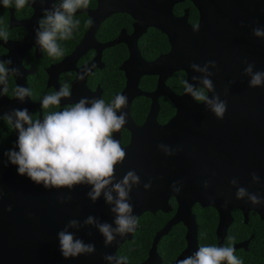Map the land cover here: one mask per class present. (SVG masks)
Listing matches in <instances>:
<instances>
[{
  "label": "water",
  "instance_id": "obj_1",
  "mask_svg": "<svg viewBox=\"0 0 264 264\" xmlns=\"http://www.w3.org/2000/svg\"><path fill=\"white\" fill-rule=\"evenodd\" d=\"M183 1L100 0V7L95 11L100 18L118 10L137 11L144 30L146 26H156L171 36L175 33V47L168 56L152 63L144 62L137 73L132 72L131 88L135 94L139 78L143 74L158 73V66L166 58H175V71L184 70L189 83L196 87L201 84L192 77H203L206 73L196 71L191 64L203 68L212 60L216 66L209 64L208 72L212 73L209 79L215 93L209 95L218 94L221 100L227 101L225 116L218 119L206 104L195 101L190 94H175L177 111L168 124L159 125L155 119H149L141 128H132L133 141L123 147L127 156L116 166L113 181L119 182L131 170L140 177V183L133 184L129 193L132 215L137 218L147 211H168L172 197L178 203L175 216L156 235L151 257L160 237L176 223L184 222L190 229H196L192 212L196 203L219 211L220 235L225 234L234 208L243 209L246 214L255 210L264 219V202L253 205L246 202L247 197L243 200L236 197L237 188L245 187L264 199V86L250 87V77L244 73L245 60L254 63V71H264V37L253 34L256 27L264 29V0H190L200 12L199 31L189 25L185 14L175 16L173 32L169 26L173 5ZM14 21L13 15L12 25ZM200 44L205 56L203 52L199 58L194 45ZM14 109L15 101L0 95V116ZM160 144L169 147L173 154L167 155ZM17 168L10 162L0 179L3 194L0 264H117L116 260L107 261L104 256H118L117 250L132 239L133 232L125 236L116 234L113 243L105 246V238L96 224L84 223L92 216L97 223L117 227L116 214L111 211L114 204L106 202L103 192L93 202L88 196L90 185H77L71 190L49 189L27 175H20ZM253 172L259 175V183L253 181ZM234 178L238 180L236 186L231 184ZM174 182L181 188L179 193L172 188ZM149 183L151 187L146 189L144 185ZM110 190L111 185L104 191ZM112 194L117 196L115 191ZM60 197L64 198L63 203ZM226 201L227 207H224ZM9 205L11 211H8ZM70 220H77L78 224L68 227L67 231L86 244H94L95 253L64 258L58 233L65 230ZM237 247L240 245L234 248Z\"/></svg>",
  "mask_w": 264,
  "mask_h": 264
},
{
  "label": "flooded vegetation",
  "instance_id": "obj_2",
  "mask_svg": "<svg viewBox=\"0 0 264 264\" xmlns=\"http://www.w3.org/2000/svg\"><path fill=\"white\" fill-rule=\"evenodd\" d=\"M60 3L62 0H44L43 3L40 0L31 3L30 0L20 10L14 6L0 9V20L8 26L9 33L6 42L0 39V60H11L12 64L8 67L18 68L22 73L9 74L8 93L3 96L14 100L16 109L27 108L33 120H42L45 114L61 111L65 106L79 102L81 98H103L106 103H111L117 95H125L126 106L117 114L126 113L127 123L120 132L114 133V138H118L122 147L129 146L133 141L132 128H141L149 119H155L159 125L168 124L177 111L175 94H184L182 81L188 80V74L184 70L175 71V58L163 60L158 66V73L143 74L137 83L138 93L135 94L131 83L132 72L137 73L136 70L139 71L144 62H155L173 51L175 33L171 36L156 26H146L144 30L137 18V11L133 13L118 10L100 18L95 11L101 2L91 0L86 10H78L76 13L74 18L80 20V25L74 30L72 38L58 40L64 55L52 58L36 43V29L39 28L38 21L44 16L45 10L54 11ZM172 12L173 19H169V26L173 32L175 16L187 14L189 25L195 27L200 24V12L190 0L174 4ZM194 46L198 51L196 55L200 58L204 52L203 45ZM81 75L83 79H80ZM136 78L134 75V79ZM63 84L69 86L71 97L62 98L58 108L43 109V97L59 90ZM17 85L29 88L31 96L24 101L15 98ZM3 87L0 85V90ZM14 131L17 141V131ZM170 205L171 209L168 211H147L137 217V229L133 232L132 239L125 243L132 247L135 239L143 241L147 235L146 224L155 229L151 233L147 254L143 258H129L131 261H127V264H177L178 260L194 254L200 246L205 245H240L235 249V254L243 253L246 263L264 264V219L257 211L250 210L246 214L243 209L234 208L225 234L220 235L219 211L215 207H203L199 203L192 208L196 229H190L184 222L176 223L160 237L154 256L151 257L156 235L177 213L178 203L174 197L170 199ZM174 246L173 252L163 250H170Z\"/></svg>",
  "mask_w": 264,
  "mask_h": 264
},
{
  "label": "clouds",
  "instance_id": "obj_3",
  "mask_svg": "<svg viewBox=\"0 0 264 264\" xmlns=\"http://www.w3.org/2000/svg\"><path fill=\"white\" fill-rule=\"evenodd\" d=\"M41 3L44 0H40ZM91 0H62L54 11L45 10L44 16L38 21L39 28L36 29V43L44 53L52 58H60L64 55V50L58 40H69L73 36L74 30L80 25V20L75 19L78 10H86ZM30 3V0H2L5 8L15 7L17 10L23 9ZM35 3V0H31ZM200 26H195L194 30L199 31ZM256 37H264V29L256 27L253 29ZM0 39L5 42L9 39L8 26L0 20ZM244 73L250 77L249 86H264V71H254V63H248ZM11 60H0V85L4 87L0 90V95L8 93L9 74L22 75L18 68H10ZM216 66V61H208L203 68L192 63L191 68L199 72L206 73L203 77L193 76L192 80H197L202 85L196 87L189 80H183L184 93L190 94L197 102L204 103L215 114L218 119H223L227 111V101L221 100L215 93V87L209 76L208 65ZM81 75L80 79H83ZM71 90L67 84L61 85L59 90L47 94L42 99V108L50 109L59 107L62 98H70ZM31 96L29 88L17 85L14 97L24 101ZM89 103L91 106L89 107ZM127 97L117 95L111 103H106L103 98L92 99L81 98L79 102L65 106L61 111H52L44 115L43 119L33 120L27 108L14 109L11 113L3 115L6 123L18 131L16 148L5 152L9 161L17 165L20 175H27L36 184H42L45 188H68L73 189L77 185H90L89 198L96 202L103 192L105 200L109 204H114L111 211L116 214V228L108 223H97L94 217L88 216L85 224H96L102 233L105 246L111 245L116 239V234L125 236L136 229L137 218L132 215L133 206L128 202L129 193L133 184L140 183V177L134 170L128 171L123 178L116 183V166L122 164L127 153L121 146L119 140L114 138V133L120 132L127 123L126 113L118 111L126 106ZM27 125V127H25ZM167 155H172L173 151L163 145H159ZM254 182L259 183L260 177L255 172L252 173ZM231 184L236 186L237 179H232ZM111 185L110 191H104ZM144 187L150 188L151 184ZM204 187H208V182H204ZM172 188L179 193L181 188L176 187V182ZM117 196L114 197L112 192ZM0 193V198H2ZM237 199L243 200L253 205L264 202L258 194L250 193L245 187H238ZM63 203L64 198L60 197ZM69 200L72 197H68ZM227 201L224 207H227ZM9 205L8 211H11ZM77 220H70L65 230L58 233L60 251L64 258H75L81 255L93 254L96 252L94 244L84 243L72 232L67 231L68 227L77 226ZM107 261L116 260L117 264H127V257H118L105 254ZM243 264V261L235 255L233 246H200L192 255L178 260L177 264Z\"/></svg>",
  "mask_w": 264,
  "mask_h": 264
},
{
  "label": "trees",
  "instance_id": "obj_4",
  "mask_svg": "<svg viewBox=\"0 0 264 264\" xmlns=\"http://www.w3.org/2000/svg\"><path fill=\"white\" fill-rule=\"evenodd\" d=\"M13 2H14V0H13ZM3 7L4 6L2 5V0H0V9ZM15 142H16V137H15L14 129L11 128L6 123V121L0 117V179H1L4 171L9 166V163H10L8 157L5 155V152H7L10 149L15 148ZM146 226H147V233H146L147 235L145 236V239L141 242L139 240L137 241V239H135L133 241L134 245L132 247L129 243H125L118 250V256L119 257H127V261H131V260H129V258L137 259L140 256H142V258H143L144 255L147 254L148 249H149V245H150V241L152 239L151 233L155 228L150 227L149 224H146ZM143 250L145 251V253ZM163 250L164 251L166 250L168 252L169 251L173 252L175 250V246L170 250H167L166 248H163ZM235 255L243 261V264H251V263H249V261L247 263L245 262L246 256H244L243 253L242 254L236 253ZM134 261H136V260H134Z\"/></svg>",
  "mask_w": 264,
  "mask_h": 264
}]
</instances>
